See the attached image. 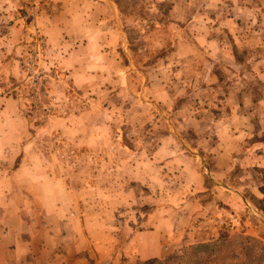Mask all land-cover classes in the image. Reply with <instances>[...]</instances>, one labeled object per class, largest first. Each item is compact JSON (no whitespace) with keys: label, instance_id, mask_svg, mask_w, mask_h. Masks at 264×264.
<instances>
[{"label":"crops","instance_id":"0c3cea01","mask_svg":"<svg viewBox=\"0 0 264 264\" xmlns=\"http://www.w3.org/2000/svg\"><path fill=\"white\" fill-rule=\"evenodd\" d=\"M125 2L128 8L135 7L133 0ZM151 2L160 22L145 16L127 17L118 0H56L52 10L43 9L37 22L61 69L68 72L62 74L74 77L75 85L94 79L108 69L110 61L116 65L115 71L120 67L122 73L142 76L152 98L163 108L173 107L176 119L171 120L182 128L165 133L147 161L134 157L127 161L132 169L137 168L134 162L157 169L156 179L147 173L139 178L129 175L131 185L144 188L151 178L157 181L158 196H190L197 214L203 212V206L192 196H229L230 191L224 192L226 187L241 196L240 186L245 185H256L257 196H264V0ZM165 17L171 20L165 21ZM131 18L144 26L148 21L163 23L148 25L143 36L157 51L159 45L173 41L172 53L152 62V73L140 71L132 54L123 61L125 49L121 50V45L124 47L123 37L129 41ZM161 32L160 37L155 36ZM152 53L146 55H156ZM4 116L0 136L6 127ZM2 146L0 140V264H97L88 256L91 249L100 253L98 264H102L107 257L96 242H89L91 248L85 244V228L79 217H73L76 220L71 226L67 206H59L54 196L38 195L39 179L57 187L56 182L46 172H39L34 162V166L19 163L15 167L16 155L9 150L5 156ZM203 165L212 179L207 180ZM209 207L214 209L212 215L222 212L214 205ZM160 218L133 236L141 259L161 258L169 248L165 243H172L171 239L184 232L180 220L169 223L168 218ZM202 224L195 226L198 229ZM204 229L197 234L188 232V238L192 235L193 241L200 242L223 235L216 228Z\"/></svg>","mask_w":264,"mask_h":264},{"label":"rangeland","instance_id":"374dc122","mask_svg":"<svg viewBox=\"0 0 264 264\" xmlns=\"http://www.w3.org/2000/svg\"><path fill=\"white\" fill-rule=\"evenodd\" d=\"M54 1L0 0V121L7 115L6 127L0 136L4 155L8 156L10 150L16 155L15 167L19 163L34 166L31 164L34 162L39 172L50 175L57 187L41 178L38 195L54 196L59 206H67L71 226L76 220L73 217H79L85 228V244L91 248L90 243L96 242L107 257L102 264H136L149 260L137 255L138 245L132 239L135 233L157 224L159 217L168 218L169 223L180 220L184 231V235L171 239L172 243H165L169 248L161 258L180 253L191 244L207 242L193 241L192 235L188 238V232L197 234L201 227L223 232L212 240H235L249 254L264 252V196H257L256 185L240 186L241 196L226 185L224 192L230 191L229 196L221 193L192 196L203 206V212L197 214L190 196H158L157 181L151 178L149 186L144 188L129 183V175L139 178L147 173L156 179L157 169L145 167L141 162H134L137 168L128 166V169L127 161L133 157L147 161L165 133L182 125L171 120L176 119L173 107L163 108L152 98L142 76L122 73L120 67L115 71L116 65L110 61L107 70L83 86L72 83L74 77L69 74L63 75L67 70L61 69L55 50L37 22L44 8L53 9ZM118 1L127 17L145 16L147 20L154 18L160 22L150 5L154 0H133L135 7L131 9L127 0ZM166 7L164 4L165 12ZM158 21H153L156 24L144 22V26L131 18L127 28L129 41L125 42L124 37L122 40L123 61H128L127 54H132L135 66L145 74L153 72L152 62L172 53L174 48L173 41L165 42L157 51L158 48L151 47L152 41L144 39L148 25L163 26ZM152 51L156 55L148 57L146 54ZM208 161L209 158L207 164ZM201 169L207 172L205 165ZM21 173L26 176L27 172ZM206 176L207 180L212 179L210 172ZM173 187L167 186L171 190ZM42 202L46 203V198ZM212 205L223 213L212 215L214 209L209 207ZM201 223L197 229L195 224ZM245 237L251 239L245 240ZM87 253L98 264L100 253L93 249Z\"/></svg>","mask_w":264,"mask_h":264},{"label":"trees","instance_id":"16d2710c","mask_svg":"<svg viewBox=\"0 0 264 264\" xmlns=\"http://www.w3.org/2000/svg\"><path fill=\"white\" fill-rule=\"evenodd\" d=\"M245 237V240H250ZM136 264H264V252L249 254L242 250V243L235 240L214 239L194 243L164 258H152Z\"/></svg>","mask_w":264,"mask_h":264}]
</instances>
